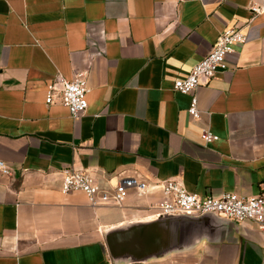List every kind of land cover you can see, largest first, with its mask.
<instances>
[{
  "label": "crops",
  "instance_id": "crops-1",
  "mask_svg": "<svg viewBox=\"0 0 264 264\" xmlns=\"http://www.w3.org/2000/svg\"><path fill=\"white\" fill-rule=\"evenodd\" d=\"M264 0H0V264H113L105 232L149 219L173 179L188 191L258 195L264 186ZM247 41L191 95L174 89L226 28ZM102 50V51H101ZM98 51L101 53H98ZM87 73L79 119L46 103L57 76ZM218 136L206 142L202 132ZM112 190L149 183L124 204L64 193L62 168ZM218 244L141 264H264V237L238 221Z\"/></svg>",
  "mask_w": 264,
  "mask_h": 264
},
{
  "label": "built area",
  "instance_id": "built-area-1",
  "mask_svg": "<svg viewBox=\"0 0 264 264\" xmlns=\"http://www.w3.org/2000/svg\"><path fill=\"white\" fill-rule=\"evenodd\" d=\"M251 10L254 14H259L264 11V7L253 5ZM246 41L247 35L240 27L224 29L210 52L193 66L191 72L185 78L175 80L174 89L176 91L191 95L188 111L193 118H199L201 113L196 94L198 87L209 82L218 70L227 69L230 54ZM89 91L85 71H76L71 79L57 76L48 85L46 103L60 102L69 109L72 118L79 119L88 109L87 94ZM202 138L206 142H211L218 136L209 129H205L202 132ZM0 170L3 174H12V169L2 160H0ZM61 172L62 191L64 193L81 191L86 194L92 206H121L130 189H136L140 195L146 194L149 189L148 182L135 176H123L112 190H107L97 183L89 170L66 166ZM160 186L162 198L149 207L151 218L164 214L201 216L215 213L237 221H252L264 237V186L261 192L254 196H242L235 192H224L219 196H203L188 191L180 182L173 179L162 181Z\"/></svg>",
  "mask_w": 264,
  "mask_h": 264
},
{
  "label": "water",
  "instance_id": "water-1",
  "mask_svg": "<svg viewBox=\"0 0 264 264\" xmlns=\"http://www.w3.org/2000/svg\"><path fill=\"white\" fill-rule=\"evenodd\" d=\"M237 222L215 213L164 214L110 228L105 241L113 264H141L191 251L202 242L221 243Z\"/></svg>",
  "mask_w": 264,
  "mask_h": 264
}]
</instances>
